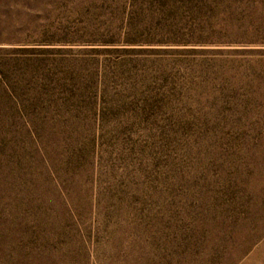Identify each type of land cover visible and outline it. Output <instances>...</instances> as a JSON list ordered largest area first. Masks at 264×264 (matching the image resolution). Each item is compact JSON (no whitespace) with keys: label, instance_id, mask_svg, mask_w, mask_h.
I'll list each match as a JSON object with an SVG mask.
<instances>
[{"label":"rangeland","instance_id":"obj_1","mask_svg":"<svg viewBox=\"0 0 264 264\" xmlns=\"http://www.w3.org/2000/svg\"><path fill=\"white\" fill-rule=\"evenodd\" d=\"M0 264H264V0H0Z\"/></svg>","mask_w":264,"mask_h":264},{"label":"trees","instance_id":"obj_2","mask_svg":"<svg viewBox=\"0 0 264 264\" xmlns=\"http://www.w3.org/2000/svg\"><path fill=\"white\" fill-rule=\"evenodd\" d=\"M83 154V153H82ZM80 153L79 154H75L73 157L75 158V159H73V158H70V162H69V164H70V166H72V168H77L76 167V165H77V162H79V165H80V163H81V161H83V157L81 156V158H80ZM72 163V164H71Z\"/></svg>","mask_w":264,"mask_h":264}]
</instances>
